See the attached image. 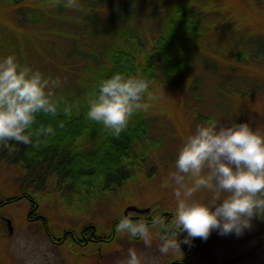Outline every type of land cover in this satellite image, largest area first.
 Returning a JSON list of instances; mask_svg holds the SVG:
<instances>
[{
	"label": "rangeland",
	"instance_id": "374dc122",
	"mask_svg": "<svg viewBox=\"0 0 264 264\" xmlns=\"http://www.w3.org/2000/svg\"><path fill=\"white\" fill-rule=\"evenodd\" d=\"M160 1L156 0L155 6ZM186 2L203 11L205 17L201 21L205 18V25L197 49L191 53L185 70L172 78L173 83H150L149 92L156 99L148 101L151 107L147 112H141L148 123L145 144L149 154L141 162L140 173L116 192L88 199L91 205L80 211H69L54 182L48 181L43 192L33 194V198L54 236L61 237L67 229L77 232L89 223L96 225L102 237L108 236L113 220L122 218L128 205L150 207V214L145 216L161 211L173 216L177 186L174 182H169L167 187L162 185L169 173L175 171L178 151L187 136L195 133L197 125L229 126L245 122L264 134V64L234 57L235 53L250 50L242 33L264 37V0ZM18 6L0 0V60L12 55L21 65L39 70L46 78H60L61 86L56 92L84 85L91 74V58L66 57L69 41L75 37L78 48L98 60L106 38L84 31L80 22L66 23V15L56 12V8H66L63 4L52 6L50 0L24 2V11L36 9L43 17L38 16V24L19 25L16 20H20L22 13L18 12ZM137 6L136 13L113 27L126 28L129 41L135 39L149 45L157 36V19L150 15L153 6L146 0L139 1ZM21 172L14 165L0 161V200L16 198L15 202L0 207V214L10 219L13 227L11 234L6 224L0 230V264H118L127 258L129 248L158 258L159 264H168L175 257L176 252L160 254L155 229L151 248H146L140 239L133 240L116 231L112 241L101 243L99 250L97 245L82 247L73 245L72 241L52 243L42 228L30 225L25 218L30 204L25 198L18 199L21 195L17 177ZM211 197V192L201 189L193 199L208 204ZM94 257L99 259L95 261ZM196 257L202 264H264V220L254 218L252 228L245 229L239 237L234 233L220 235L218 230H213L209 246H201Z\"/></svg>",
	"mask_w": 264,
	"mask_h": 264
},
{
	"label": "trees",
	"instance_id": "16d2710c",
	"mask_svg": "<svg viewBox=\"0 0 264 264\" xmlns=\"http://www.w3.org/2000/svg\"><path fill=\"white\" fill-rule=\"evenodd\" d=\"M1 1L19 5L18 12L22 13L20 20H16L19 25L38 24V16L43 15L36 9L24 11L22 4L27 0ZM82 1L84 4L79 0L81 7L78 10L68 9L66 12L67 9L56 8V12L65 14L69 25L80 22L84 31L106 38L100 58L96 60L91 53L79 49L76 38L72 37L65 56L83 58L85 55L91 58L89 67L92 72L81 87L55 91L56 97L62 98L55 117L44 113L37 115L33 127L51 125L55 135L38 148L16 145L17 151L13 154L0 151V161L22 171L17 177L20 199L25 198L29 204L38 205L33 194L40 195L46 183L52 180L69 211L86 209L91 205L88 199L116 192L128 181L135 180L140 173L141 162L149 154L148 144H145L148 123L141 112L131 117L119 138L110 135L102 124L87 118L89 101L98 94L100 82L119 72L139 75L150 83H173L172 78L185 70L191 53L197 49L201 29L205 25V18L201 21L205 17L203 11L186 0H161L156 6V0H146L153 6L150 15L154 14L157 19V36L149 45L140 44L139 40L129 41L126 28L115 29L113 26L136 13L138 2L143 0ZM242 38L246 45L251 46L250 50L235 53L234 57L264 64V37L242 33ZM78 93L82 96H75ZM65 107L70 109V114H65ZM61 122L63 127L59 126ZM132 212L135 211L128 213Z\"/></svg>",
	"mask_w": 264,
	"mask_h": 264
},
{
	"label": "clouds",
	"instance_id": "9594fccd",
	"mask_svg": "<svg viewBox=\"0 0 264 264\" xmlns=\"http://www.w3.org/2000/svg\"><path fill=\"white\" fill-rule=\"evenodd\" d=\"M52 6L80 9L79 0H50ZM60 78H46L39 70L21 65L15 56L0 60V151L13 154L16 145L40 147L55 135L51 126L34 128L40 113L55 117L58 99L55 89ZM150 81L139 76L115 73L99 84L98 94L89 101L87 118L100 123L110 135L119 138L137 112H147ZM66 115L70 109L65 107ZM60 127H63L61 122ZM162 187L169 182L174 191L175 212L170 220L153 215L150 223L124 216L115 226L121 235L139 238L146 248L154 239L159 252H181V243L191 245L195 238L207 240L213 230L220 235H243L252 220H264V134L247 123L197 125L187 136ZM201 189L212 193L208 204L193 199ZM180 233H186L183 241ZM118 264H159L156 257L129 248L127 258Z\"/></svg>",
	"mask_w": 264,
	"mask_h": 264
},
{
	"label": "flooded vegetation",
	"instance_id": "af4514ba",
	"mask_svg": "<svg viewBox=\"0 0 264 264\" xmlns=\"http://www.w3.org/2000/svg\"><path fill=\"white\" fill-rule=\"evenodd\" d=\"M20 199V198H18ZM16 198L14 199H7V200H0V207H2L4 204L15 202ZM30 211V212H29ZM150 207L149 211L146 212L147 214L150 213ZM29 214L26 213V219L29 222L30 225H34L36 227L42 228L44 232L46 233L48 239L54 243V244H64L67 241H72L73 244L86 247L87 245H97L96 249H100V244L105 243L113 239V234H115V226L119 223L120 219H116L111 224V230L112 234L110 237L105 236L102 237L100 234L97 233V227L93 223H89L85 226H82L78 232L72 231L70 229L64 230L61 233V237H56L53 234H51L50 231H48L47 227V221L46 217L38 212V205L36 206V203L33 205V203L30 204V209L27 211ZM131 215L134 220L143 219L146 222L151 221V218L153 215L145 216L143 214H140L138 212H132L128 213L127 215H122V218L124 216ZM156 215V214H155ZM157 215L165 217L167 220H170L172 218L170 212L161 211L158 212ZM0 230H3V226L6 224V217L2 216L0 214ZM7 227V225H6ZM114 232V233H113ZM186 236V233H180L179 239L183 241L184 237ZM131 237V236H130ZM59 238V239H57ZM133 240H138L139 238L131 237ZM249 243V241H248ZM201 246H209V238L207 240H202L200 238H195L191 241V245L181 243V252H176V255L174 258H171L168 261V264H202L198 263V257L197 256V250ZM99 258L94 257V260L97 261Z\"/></svg>",
	"mask_w": 264,
	"mask_h": 264
},
{
	"label": "water",
	"instance_id": "95a60500",
	"mask_svg": "<svg viewBox=\"0 0 264 264\" xmlns=\"http://www.w3.org/2000/svg\"><path fill=\"white\" fill-rule=\"evenodd\" d=\"M36 206H37V204H36ZM129 211H135V212H138V213H146V212L149 211V207L138 208V207H135V206H132V205H128L127 207H125V209L123 211L124 215H127ZM26 213H27V215L29 214L28 212H26ZM6 225H7L8 234H11L12 231H13V227H12V224H11V220L9 218H6Z\"/></svg>",
	"mask_w": 264,
	"mask_h": 264
}]
</instances>
